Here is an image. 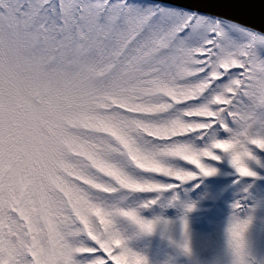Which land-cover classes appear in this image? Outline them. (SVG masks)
<instances>
[{"label":"rangeland","instance_id":"obj_1","mask_svg":"<svg viewBox=\"0 0 264 264\" xmlns=\"http://www.w3.org/2000/svg\"><path fill=\"white\" fill-rule=\"evenodd\" d=\"M186 13L125 0H0V244L16 245L21 264H94L102 251L77 250L119 239L146 264H264V151L253 149L255 177H240L223 153L205 161L213 176L171 155L205 143L187 135L213 95L194 49L216 39L236 51L256 32L200 15L205 23L178 37L171 28ZM254 50L264 60V43ZM165 168L197 178L181 183Z\"/></svg>","mask_w":264,"mask_h":264},{"label":"snow or ice","instance_id":"obj_2","mask_svg":"<svg viewBox=\"0 0 264 264\" xmlns=\"http://www.w3.org/2000/svg\"><path fill=\"white\" fill-rule=\"evenodd\" d=\"M166 15L174 17L176 13L169 12ZM204 23V17L198 13H190L184 15L171 31L180 37L181 33L189 31L193 25ZM212 34L219 37L224 35L219 24L213 26ZM257 42L264 43V37L252 34V42L236 51L219 45L216 39H209L204 46L194 49L196 57L204 62L210 73L208 80L212 83V88L209 90L213 95L208 104L198 109L203 122L187 135L189 137L195 135L199 141L205 143L203 147L196 143H183L172 149L171 155L194 166L204 176L216 174L217 169L205 161H222V156L218 153L230 157V163L240 177L257 175L249 165V161L257 159L253 149L264 151V60L258 59L254 50ZM221 131L228 133V138H220ZM213 133L216 135L213 136ZM130 148L134 152L138 151L134 145H130ZM158 171H167L169 177L178 178L176 181L181 183L197 178L196 171L184 168L175 171L165 168ZM128 215L133 217L142 230L147 232L154 230V221L141 220L134 212ZM246 228L247 223H240L232 229V238L238 253L244 247ZM29 251L33 257L37 256L36 252ZM60 251L63 249L57 247L50 250L52 255ZM77 251L88 253L102 251L103 257L94 264H117L118 260L129 261V264H146V260L128 248L123 239L116 240L115 245L105 241L98 249ZM20 254V249L16 245L0 244V264H21ZM65 255L67 259H71L70 253Z\"/></svg>","mask_w":264,"mask_h":264},{"label":"water","instance_id":"obj_3","mask_svg":"<svg viewBox=\"0 0 264 264\" xmlns=\"http://www.w3.org/2000/svg\"><path fill=\"white\" fill-rule=\"evenodd\" d=\"M219 16L264 33V0H159Z\"/></svg>","mask_w":264,"mask_h":264}]
</instances>
